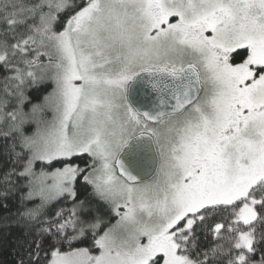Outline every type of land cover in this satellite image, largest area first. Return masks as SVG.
<instances>
[{
    "label": "snow or ice",
    "instance_id": "obj_1",
    "mask_svg": "<svg viewBox=\"0 0 264 264\" xmlns=\"http://www.w3.org/2000/svg\"><path fill=\"white\" fill-rule=\"evenodd\" d=\"M9 237L16 264H264V0H0Z\"/></svg>",
    "mask_w": 264,
    "mask_h": 264
},
{
    "label": "trees",
    "instance_id": "obj_2",
    "mask_svg": "<svg viewBox=\"0 0 264 264\" xmlns=\"http://www.w3.org/2000/svg\"><path fill=\"white\" fill-rule=\"evenodd\" d=\"M77 189L78 191L83 192V188L79 183L77 184ZM14 234L19 235V233L15 232V230H14ZM11 239L12 238L9 237L8 240L4 242V245L0 246V264H16V260H17L16 253L12 250L11 243L8 242Z\"/></svg>",
    "mask_w": 264,
    "mask_h": 264
},
{
    "label": "water",
    "instance_id": "obj_3",
    "mask_svg": "<svg viewBox=\"0 0 264 264\" xmlns=\"http://www.w3.org/2000/svg\"><path fill=\"white\" fill-rule=\"evenodd\" d=\"M145 179H150V177H145Z\"/></svg>",
    "mask_w": 264,
    "mask_h": 264
}]
</instances>
